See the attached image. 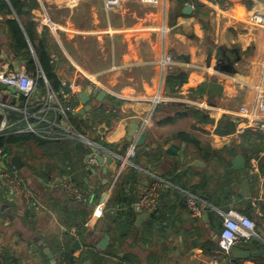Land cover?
Segmentation results:
<instances>
[{
    "label": "crops",
    "instance_id": "crops-1",
    "mask_svg": "<svg viewBox=\"0 0 264 264\" xmlns=\"http://www.w3.org/2000/svg\"><path fill=\"white\" fill-rule=\"evenodd\" d=\"M22 1L30 5L26 18L0 7V73L25 65L33 74L24 54L12 45L7 22L18 21L24 32L34 24L33 43L25 33L30 52L36 57L35 49L42 45L60 83L76 84L78 111L71 123L76 117L92 130L84 135L72 123L84 140H66L82 144L86 154L61 149L52 157L36 146L20 148L24 167L19 172L40 206L0 189V255L8 257V264H50L44 245L57 264L61 249L75 264H264V135L236 113L264 91V26L248 21L264 14V0H233L229 8L209 0H162L158 5L121 0L112 11L103 0ZM187 6L192 8L189 14L184 12ZM46 19L56 29L46 26ZM166 54L176 60L173 74L161 68ZM170 75L185 77L175 91L166 82ZM99 91L106 97L79 118L84 108L80 94L86 92L96 102ZM46 95L47 87L36 98ZM160 97L169 100L154 105ZM25 103L22 95L3 90L0 83V115L7 119L10 113L2 106L23 109ZM135 125L138 130L127 142ZM143 132L146 142L138 147ZM179 133L197 144L179 141ZM132 145H137L134 167H125L109 192L120 170L118 157L125 159ZM20 149L6 156L10 166ZM92 149L105 160L115 155L106 174L97 161L88 164ZM240 157L243 169L235 162ZM46 162L54 166L50 181L39 174ZM75 176L86 184L81 188L92 192L90 203H74L64 194L61 182L76 184ZM157 179L169 187L160 189L155 217L141 219L135 204ZM187 194L210 206L202 218L192 216ZM230 210L257 224V236L234 249L258 251L260 256L234 259L232 252L219 249L220 213ZM84 222L89 227L78 229ZM106 236L109 241L102 249ZM77 241L80 248L74 246Z\"/></svg>",
    "mask_w": 264,
    "mask_h": 264
},
{
    "label": "built area",
    "instance_id": "built-area-1",
    "mask_svg": "<svg viewBox=\"0 0 264 264\" xmlns=\"http://www.w3.org/2000/svg\"><path fill=\"white\" fill-rule=\"evenodd\" d=\"M144 4L158 5L162 0H141ZM106 10L112 11L118 8L121 4V0H103ZM249 23L257 26H264V14L257 13L248 18ZM46 26L56 29V26L52 24L49 19L45 20ZM176 60L173 55L166 54L160 62L163 72L166 74H173L175 72ZM39 79H42L47 87V95L42 100H37ZM0 83L2 85L11 86L22 93L25 98V106L23 109L14 108L10 106H2L8 108V111H13L22 115V119L14 124H8L6 122V115L3 114V122L0 127V133L7 129L17 127L20 124H24L25 128L20 132H27L35 134L44 140L59 142L72 140H84V137L74 128L71 123V116L75 115L78 111L76 107L77 90L74 83H62L70 91L65 97V103L62 102L59 95L53 91L46 76L41 68H38L37 75H30L25 65H22L20 69L8 73H0ZM167 98H157L153 100L154 105L160 102H167ZM237 115L242 119H245L249 126L257 130L264 135V91L260 92L254 101L249 104L243 105ZM52 116L54 120H49L48 115ZM61 120V122H60ZM95 146V144H92ZM97 150L101 148L95 146ZM137 145H132L127 153V157L123 159L118 157L121 161L120 170L114 176L112 184L109 188V192H112L121 176V173L125 167H134L132 159L136 157ZM92 154L88 155V164H95L96 160L93 159ZM115 156V155H113ZM61 187L66 197L77 204H88L93 199V194L90 190L80 188L69 180H63ZM169 187L161 179H157L156 182L147 189L135 204V209H141L144 213L151 214L156 212L159 205L160 189ZM0 189L8 190L13 198H21L25 202L39 207L40 205L35 202V194L31 189L26 179L20 174L19 170L7 164V157L3 149H0ZM186 204L187 208L195 218H202L204 212L210 208V206L202 198L187 194ZM224 219L222 230L218 238L217 244L219 249L230 254L235 246L240 241H250L257 236L256 222L243 214L230 210L228 213H220ZM89 223L85 224V227H89ZM0 264H4V261L0 255ZM120 264H128L122 262Z\"/></svg>",
    "mask_w": 264,
    "mask_h": 264
},
{
    "label": "trees",
    "instance_id": "trees-1",
    "mask_svg": "<svg viewBox=\"0 0 264 264\" xmlns=\"http://www.w3.org/2000/svg\"><path fill=\"white\" fill-rule=\"evenodd\" d=\"M191 3H196L195 0H188ZM212 3L219 4L223 7H230L232 5L233 0H209ZM30 5L28 4V1H22V0H1L0 1V7L3 12H7L9 14H12L14 11L18 17L21 19V17L26 18L29 15V12L25 11L26 7H29ZM197 8L199 5L196 6ZM8 28L10 30V35L12 37V45L14 48L18 51V53H22L24 60L27 63L28 69L31 73H33V76L37 75V70H38V64L41 67L44 75L46 76L49 84L51 85L52 89L54 92L59 94V97L61 98L62 102L65 103V100L62 99L63 96L62 94L68 93V89L66 90L62 83L57 79L52 64L51 60L49 58L48 53L46 52L45 48L40 45L39 48L35 49V54L36 57L32 55L30 52V46L26 38V34L30 38H28L31 43H33L34 38H33V27L34 24L30 23L28 26H26L25 32L21 28V25L18 21L13 20V21H8L7 22ZM36 58V59H35ZM185 81V77L182 75H170L167 77V84L171 88V90L175 91L178 87L181 86V84ZM39 88L42 93L45 92L46 90V84L42 79H39ZM65 92V93H63ZM22 119V115L15 113V112H10L9 116L6 119L7 125L8 124H14L15 122L19 121ZM3 116L0 115V127L3 122ZM78 122V123H77ZM72 123L76 127V129L80 132L83 133L84 135H88L87 132L89 130H92V128L84 121H77L76 117H72ZM25 128L24 124H20L17 127H13L10 129L5 130L4 132L0 133V149L4 150V153L6 156H12L13 154L16 153V151L20 148L24 147H30L31 146H36L40 150L46 151V154H52L56 153L57 151L61 149H72V151H78L81 152V154H86V148L83 147L82 144L80 143H74V142H65V143H56L48 140H44L43 138L31 134V133H25V132H20ZM177 139L179 141L185 142L187 144H197L196 139H193L191 136L185 134V133H179ZM104 147L113 150L115 152H120L118 151V148H115L109 145H104ZM50 151V152H48ZM121 153V152H120ZM72 157V156H71ZM73 161V158L71 159V162ZM8 164V162H7ZM69 165H66L68 167ZM72 168L73 166L70 165ZM84 170V169H83ZM41 179H45L46 181H50L52 179V175L50 172H48L46 169L41 170ZM83 174L85 176H88V171L84 170ZM73 181L77 184H75L78 187H85L86 184L82 183V181L78 180V178L75 176ZM85 189V188H84ZM88 189V188H87ZM85 222L87 221V216L84 217ZM85 222L81 225H77L78 229H83V225ZM254 241V240H253ZM244 242V241H240ZM258 244V243H256ZM238 245H240L238 243ZM243 245V244H241ZM259 246V245H258ZM2 260L4 261V264H8V257L5 256L4 254L1 255ZM12 263L17 264L15 261H12ZM59 264H75V259L71 254H68L64 249H61V254L60 258L58 260Z\"/></svg>",
    "mask_w": 264,
    "mask_h": 264
},
{
    "label": "water",
    "instance_id": "water-1",
    "mask_svg": "<svg viewBox=\"0 0 264 264\" xmlns=\"http://www.w3.org/2000/svg\"><path fill=\"white\" fill-rule=\"evenodd\" d=\"M185 13L189 14L192 12V8L190 6H187L185 8ZM186 60H188V58H186ZM3 90L5 91H9L11 92L13 95H22V93L20 91H18L17 89L11 87V86H6L3 85ZM81 97V101L82 104L84 105V108H82L77 116L79 118H83L88 112H90L95 106L97 102H102L103 99L106 97V92L104 91H99L96 94V102H91L92 97L88 95V93L83 92L80 94ZM138 130V127L135 125L132 129L131 134L129 135V137L127 138V142H132L133 137L135 132ZM146 137L147 134L145 132H143V134L141 135L140 139L138 140V147H141L145 144L146 142ZM172 147H177L176 145H172ZM93 153H92V158L95 159L99 165H101L102 167H104L103 169V173L106 174L107 173V166H110L113 161L114 158L113 156L108 157L106 160L100 155L97 154V150L96 149H92ZM172 152V149H171ZM24 153L23 149H20L18 154H16L13 158H12V165L17 169V170H21L24 167V161H23V157L21 154ZM239 167L241 169L244 168V159L243 158H237L235 161ZM136 212L139 214L140 218L142 219H150V218H154L155 215L157 214L156 212H153L151 214H147L144 213L141 209H136ZM109 238L108 236H106L105 240L103 242H101V244L99 245L100 248L105 249L107 247ZM74 246L76 248H80V243L77 241L74 243ZM43 253L44 255L47 257V259L49 260L50 264H57V259L55 258L54 254L51 252L50 248L46 247V245L43 246ZM232 255L234 257V259H248L251 256H260L261 252L258 251H241V250H235L233 249L232 251Z\"/></svg>",
    "mask_w": 264,
    "mask_h": 264
},
{
    "label": "rangeland",
    "instance_id": "rangeland-1",
    "mask_svg": "<svg viewBox=\"0 0 264 264\" xmlns=\"http://www.w3.org/2000/svg\"><path fill=\"white\" fill-rule=\"evenodd\" d=\"M77 141H82V140H77ZM59 142H66L65 140L64 141H59ZM57 143V142H56ZM30 150H33V149H30ZM43 151V150H42ZM41 151V152H42ZM36 152L37 151H34L33 153L35 154V155H38V154H36ZM48 152H50V151H48ZM43 153L44 154H46L47 152L46 151H43ZM50 156H52L53 157V155L52 154H49ZM53 164L51 163V162H46V164H44L42 167H41V170H43V172H44V170L46 169L48 172H50L51 173V175H54L55 174V172H54V170H53ZM48 233H50L49 231H48ZM75 235V234H74ZM51 243H55V245H57V246H59V243L58 242H51ZM57 246H55L56 247V249H57Z\"/></svg>",
    "mask_w": 264,
    "mask_h": 264
}]
</instances>
